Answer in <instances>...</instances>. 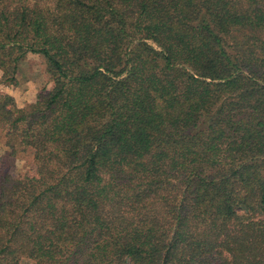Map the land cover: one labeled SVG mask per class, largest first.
Masks as SVG:
<instances>
[{
    "label": "trees",
    "instance_id": "16d2710c",
    "mask_svg": "<svg viewBox=\"0 0 264 264\" xmlns=\"http://www.w3.org/2000/svg\"><path fill=\"white\" fill-rule=\"evenodd\" d=\"M0 264H264V0H0Z\"/></svg>",
    "mask_w": 264,
    "mask_h": 264
},
{
    "label": "rangeland",
    "instance_id": "374dc122",
    "mask_svg": "<svg viewBox=\"0 0 264 264\" xmlns=\"http://www.w3.org/2000/svg\"><path fill=\"white\" fill-rule=\"evenodd\" d=\"M2 72L0 71V81ZM50 80L46 73L43 59L37 55H29L20 67L19 85L5 87L0 85V90L12 95L20 107L34 103L40 93L47 92ZM4 139L0 133V179L10 172L12 176L25 175L32 168L33 160L30 154H22L18 158H8Z\"/></svg>",
    "mask_w": 264,
    "mask_h": 264
}]
</instances>
